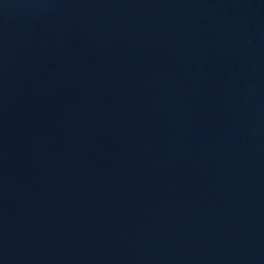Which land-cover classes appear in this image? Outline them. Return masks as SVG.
Returning a JSON list of instances; mask_svg holds the SVG:
<instances>
[{
    "label": "water",
    "instance_id": "95a60500",
    "mask_svg": "<svg viewBox=\"0 0 264 264\" xmlns=\"http://www.w3.org/2000/svg\"><path fill=\"white\" fill-rule=\"evenodd\" d=\"M0 264H264V0H0Z\"/></svg>",
    "mask_w": 264,
    "mask_h": 264
}]
</instances>
